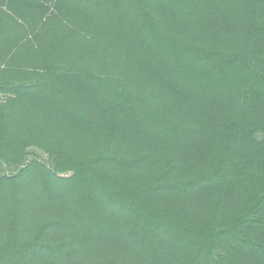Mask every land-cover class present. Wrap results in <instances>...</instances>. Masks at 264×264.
Masks as SVG:
<instances>
[{"label": "trees", "instance_id": "trees-1", "mask_svg": "<svg viewBox=\"0 0 264 264\" xmlns=\"http://www.w3.org/2000/svg\"><path fill=\"white\" fill-rule=\"evenodd\" d=\"M0 161V264L84 227L135 256L99 264H264V0H0Z\"/></svg>", "mask_w": 264, "mask_h": 264}, {"label": "rangeland", "instance_id": "rangeland-1", "mask_svg": "<svg viewBox=\"0 0 264 264\" xmlns=\"http://www.w3.org/2000/svg\"><path fill=\"white\" fill-rule=\"evenodd\" d=\"M3 4V3H2ZM5 5V3H4ZM46 9L49 8L48 4H45ZM49 11L44 15V18L48 16ZM103 132V131H102ZM104 135V134H103ZM105 136V135H104ZM255 136L259 138L261 136L260 131L255 132ZM63 138V145L67 149L66 152L68 155H73V151H78V159H82L85 156L86 150L90 149L93 150L94 148L99 149H107L114 147L115 143L112 140L111 144L108 145L105 142V139L97 138L93 139L94 143H87L82 146H78L79 140L74 138L73 136L69 135L68 137ZM74 144V145H73ZM102 144V145H101ZM125 146V145H124ZM41 159L46 161V154L42 151H37ZM32 156L29 155L28 158ZM68 156H64L63 158H67ZM73 157V156H72ZM108 170H111L112 173L116 174L119 177H130L132 178L133 175L138 174L147 176L148 174L146 170L143 171H135L132 170H120L117 168H113L110 166ZM14 166L8 165L0 161V176L6 173H13ZM58 193V192H57ZM76 206L72 203L71 200L67 199L62 200L60 197H56L53 201L47 202L44 206L36 211V219L35 222H39L40 217L45 218H52V217H59L67 221H76L80 222L82 225V219L78 215L76 211ZM38 217V218H37ZM84 227V226H83ZM46 241H49L54 244H63L64 248L70 251V255L66 258H50L49 256H41L39 260V264H99L103 261L110 259L115 256L117 260L120 259L122 263H127V259H133L135 256L130 254L128 249H124L123 244L118 245L116 242H112L108 238L99 237L98 235H93L89 233V230L84 227V231L82 230H71L70 228H54L50 230V232L45 237Z\"/></svg>", "mask_w": 264, "mask_h": 264}]
</instances>
